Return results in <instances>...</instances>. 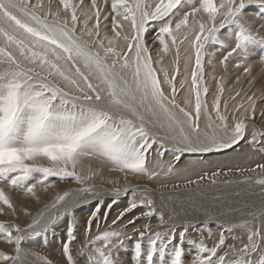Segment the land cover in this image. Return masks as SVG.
<instances>
[{"label": "snow or ice", "instance_id": "obj_1", "mask_svg": "<svg viewBox=\"0 0 264 264\" xmlns=\"http://www.w3.org/2000/svg\"><path fill=\"white\" fill-rule=\"evenodd\" d=\"M109 0H105L107 4ZM254 0H247L248 4ZM85 0H59V5L65 13H70L69 21L59 19L48 21L47 16L37 14V9L43 7L42 0L30 4V0H0V180L10 184L13 188H23L28 194L35 196L37 185L48 187L46 183L49 177L65 179L73 177L78 183L83 180L76 173V168L83 158H100L110 163L114 170L131 172L146 176L149 180L159 175L158 172L149 171L146 166L147 154L153 145L157 143L156 136L149 133L145 126L141 109L156 114L154 109L166 118L167 127H179L180 139L176 152H210L231 148L244 140L246 128L244 120H239L231 129V137L228 142H220L215 137L209 138L205 147H193L188 136L184 133L182 122L171 111L170 106L179 107L176 104V73L169 78L167 71L161 69L164 83L168 84L171 96H166L157 70L153 67V60L146 43V33L151 22H162L155 39L162 46L166 54L169 51V43H177L174 32L182 27L189 26V17H195L201 11L208 17L210 26L197 21L199 32L195 37V68L191 72V90L195 95V116L191 112L179 108L193 132L199 131V119L201 109L207 111V105L202 96L207 95L208 88L204 86V53L205 45L220 44L218 33L227 25H236L235 45L224 57L222 63L229 57L236 55L246 57L248 43L255 37L251 30L240 23L243 10L246 8V0H223L219 6L214 0H200V6L190 5L191 11H186L187 0H157L152 6L148 0H110L112 36H100L101 14L97 0H90L91 14L84 12L83 28L81 31L88 37H96L91 43L77 36V28L80 18L77 16V8L83 7ZM264 7V0H259ZM15 9L27 19H22L13 13ZM151 9V10H149ZM221 9H225L223 13ZM183 13L182 18L175 22L173 18ZM218 14L222 15L219 25L216 20ZM48 15H53L49 12ZM55 16L59 17L57 11ZM120 17L131 25L132 35H124L126 49L118 50L117 45L121 39L123 25L117 20ZM94 19L92 27L89 21ZM104 20L108 16L103 17ZM7 25L5 27L4 25ZM106 41V43H105ZM264 43V40L261 41ZM103 53V54H101ZM111 58V59H109ZM159 63V61H157ZM117 65L121 70H131L132 80L125 79L121 71H117ZM95 80L96 83L92 81ZM83 82V87L81 86ZM184 82H181L183 88ZM66 86L70 88L66 89ZM223 92V89H220ZM78 93V95L76 94ZM251 100L252 98L249 97ZM107 102L108 107L99 105ZM146 106V108H145ZM110 108H119L131 113L138 122L123 116H116ZM214 109L217 119L225 131L228 130L227 118L220 114V97L217 95L214 101ZM264 115V113H262ZM255 117V105L252 106L251 118ZM211 121V117L209 116ZM211 123L209 127H211ZM250 143L257 145L264 143V133L259 136L252 134ZM264 152V146L259 148ZM162 157L164 152H159ZM178 161L180 156H175ZM39 161H47L49 166L38 164ZM257 167L264 169V164ZM71 169V170H70ZM172 165L167 172H172ZM41 174V179L33 180V174ZM218 173H214L217 175ZM203 177H201L202 179ZM193 181H189L192 183ZM257 183L264 184V180ZM80 192H91L90 188L79 189ZM135 191V190H133ZM127 192V190H125ZM119 195V190H116ZM70 195L65 192L56 198L55 203H60ZM114 200L112 203H115ZM0 204L14 211L9 196L0 189ZM147 205V210L142 212L144 216H152L156 209L152 207L153 201L141 199L139 203L131 201L115 220L116 225L126 213L132 212L140 206ZM55 206V205H53ZM111 205H109L110 207ZM5 211L0 207V214ZM100 212L99 206L92 212L88 221L90 232L92 220L97 218ZM136 219L128 221L135 225ZM163 221V215L160 216ZM39 223L34 220L29 225L32 229L29 239L41 236V231H35ZM75 221H69L66 230L67 240L63 242V254L67 264H76L70 245L75 239ZM127 227V225H125ZM13 231L16 235H13ZM19 226L0 223V238L8 244H15L16 255L0 253V264L11 261L12 264H21V242L25 236ZM48 231L46 225L43 232ZM143 239L147 231L135 229ZM187 228L179 233L180 243L173 244L174 237L170 234L165 239L159 232L155 238L150 237V243L144 257V264H153V258L159 251L162 255L168 246H171V254L168 264H185V252L182 242L185 239ZM260 233L251 231L248 235V243L239 249V256L235 260L226 259L227 253L217 255L218 249L225 245V235L220 234L218 242L211 248L200 244V252L204 256H196L193 264H264V247L255 239ZM125 239H131L126 233L117 230H106L89 241L94 247L88 259L90 264H116L113 259V249L123 246ZM115 241V243H114ZM46 242V241H45ZM159 242V247H158ZM260 252L255 259H248L250 254ZM135 253L138 258L142 255L141 243L135 244ZM215 258V259H214Z\"/></svg>", "mask_w": 264, "mask_h": 264}, {"label": "rangeland", "instance_id": "obj_2", "mask_svg": "<svg viewBox=\"0 0 264 264\" xmlns=\"http://www.w3.org/2000/svg\"><path fill=\"white\" fill-rule=\"evenodd\" d=\"M74 2L79 3V0H74ZM97 2L100 8L102 9L100 36L101 37L105 35L112 36L113 33L111 29L113 25L111 20L112 14H111L110 0L107 4H105V0H97ZM148 2L152 6H154L157 0H148ZM214 2L216 3L217 6H219L220 3L223 2V0H214ZM236 2L238 3L239 0H236ZM35 3H37V0H30V4H35ZM42 3H43V7L37 9L38 15L42 17L47 16V19L52 21L56 19H59L60 21L68 20L69 27H71V20H70L71 14L65 13L63 11L62 7L59 5V0H42ZM190 5H195L196 7H199L200 0H187V5L185 7L186 11H191ZM12 11L18 17L22 19H27L26 17H23L22 14L16 11L15 9H12ZM57 11H59L60 13L59 17L54 15ZM91 11L94 10H91L90 0H85L83 7L77 8V16L80 18V23L78 25L76 35L80 36L83 40L88 41L89 43H91L94 39H96V37L94 36L88 37L85 33L81 31V29L83 28L84 12H89V14H91ZM224 11L225 9L220 10L221 13H223ZM49 12L53 13V15H48ZM182 15L183 13L181 12L173 18V28L175 27V22H178L179 19L182 18ZM104 16H108V19L104 20L103 19ZM222 18H223L222 15L218 14L216 20L217 25H219L220 20ZM117 20L123 25V28L121 29V39L118 42L117 48L118 50L126 49L127 42L123 40V36L132 35L131 25L127 21H123L120 17H117ZM197 21L204 22L206 25L210 26L207 15L202 11L200 13H197V15L194 18L190 16L189 26L182 27L178 32H174V35L176 36V40H177V43L175 45L171 43L170 38L166 37L169 43V51L166 54L162 51V46L159 45V41L155 39L156 34L159 31V27L162 26V22H151L149 26V30L146 33V43L149 47V51L151 53L153 63L159 61V64H161L162 66L172 64L175 68L178 67L180 69L181 65L183 66V63L187 61L184 60L185 57L190 58V54H191L193 60V69H194L195 48L193 47V44L195 41V37L199 32V25ZM93 23H94V19L92 21H89V27H92ZM240 23L244 24L245 27H248L251 30L252 35L255 37L253 41H250L248 43L247 56L240 57L233 55L229 57L226 62L222 63L224 57L231 50V48L234 47L235 32L238 31V27L236 25H227L224 29H221L218 33V37L223 42V46H221L220 44H212L211 42H209L208 44L205 45V48L203 49V53H204L203 83L205 81L208 82V80L206 79L207 77L210 78L211 76L216 78L221 86H225L228 88V90H230V92L228 93L223 92L219 96L220 114L227 118L226 122L228 125V130H227L228 132H231V129L234 127L236 122H238L239 120H244L245 124L248 126L246 128L245 138H247V140L250 141L253 133H256L258 136L264 133V128L262 127L261 124L264 122V115H262V113H264V43L261 42L262 40H264V7L260 6L259 0H254V2L251 4H248L246 0V8L245 10H243ZM187 37L191 38V44L187 45L186 51H182L181 45H183V42ZM254 57L257 58V60ZM258 59L260 60L259 62L260 64H258L259 61ZM254 63L255 64L257 63L256 64L257 66ZM117 71H121V74L124 75L125 79L129 80V82L131 83L132 76L130 69L121 70L119 68V65H117ZM181 75L182 72L180 76ZM188 76L191 81V71L190 74L188 73ZM179 81L181 84L182 80ZM92 82L96 83L95 80H93ZM81 86L82 87L84 86L83 82H81ZM67 88H70V86H66V89ZM76 94L78 95V93ZM236 97L239 99H237ZM249 97H251L252 99L250 100ZM204 101L206 102L205 99ZM253 103L255 105V117L251 118ZM99 106L105 108L108 107L106 101L100 104ZM109 110L112 111L113 114L116 116H123L125 118L132 119L134 122H138L136 120V117L134 116L132 117L131 113H129L128 111L119 108H110ZM249 117L251 121H255L256 124L259 125V128H257L251 122H249L250 124L246 122L247 118ZM219 124L220 127L223 128L221 125V121H219ZM159 129L160 127L157 128V130ZM260 146H264V143H262ZM161 147H166V146L163 145V143L157 139V143L153 145L152 149H150L147 154V161H146L147 168L149 169V171H155L159 173V175L155 176L151 180H149L144 175L114 170L113 166L110 163L100 158L86 157L82 159V161L78 164L76 168V173L78 176L81 177V179L83 180V183L81 184L87 186L86 188L90 187V189H92L93 191L97 189V187H106V188L112 187V189L113 188L119 189V187L120 188L122 187L125 188L123 194L127 193L128 197L130 196L129 198H127V196L123 195V197L125 198L122 201L116 203L117 205H120V207H118V210L110 209L106 211L107 210L105 208L106 206L105 207L103 206V210L105 211L100 210L97 216L98 217L100 216V218L102 217L104 220L105 218L107 219L108 216H112V220L108 222L106 221L102 222L100 218L93 219L90 226L91 227L90 232L86 231V229L89 227L88 221L91 217L92 212L95 211V207L91 208V202L88 203L90 200L88 198L89 196L88 193H84V195L79 196L80 193L83 192H80L79 188L76 186L79 183L75 180V178L67 177L65 179H60L59 177H49L48 181L46 182L48 184V187L45 188L38 184L36 189L34 190L36 193L35 196L28 194L23 188L20 189L13 188L10 184L6 183L3 180H0V189H3L4 192L9 196L14 207V211H13L11 209H7L6 206L0 204V207H3L5 209V211L2 214H0V223H4L6 225L19 226V228H21L22 230H26L21 233L22 235L25 236V239L21 242L20 245L21 246L20 255H21V259L23 260V261L21 260V264H67L66 257L63 254V247H62L63 242L67 240V236H66L67 228H64L63 226L65 222L68 225L67 222L71 220H74L76 225L74 232L75 239L72 241L70 245L71 251H74L72 255L74 260L76 261V264H90L88 256L89 254L93 253L94 247L100 246V243L98 242L97 245L93 246L89 244V241L94 239L97 235H99L103 231H106L109 228L111 229V227L115 228L117 231H122L131 237V239L124 240L123 246H117L116 248L113 249V259L114 261H116V264H138V258L136 257V253H135V244L137 241L141 243V249H142V255L139 258V261L140 264H144V257L146 256L147 253V249L150 243V239H149L150 237L155 238L154 234L159 232L161 238L165 239L167 235L170 234L171 236L174 237L173 244L180 243L179 233L183 231L185 228H187V232L185 234V239L182 242L183 250L186 252L185 264H193V261L195 260L198 254L200 256L206 255V253H202L200 252V249H198L199 245L203 242L196 241L195 237L189 235V233L190 234L198 233L197 235L199 236L204 234L203 237L201 236V238L204 239L203 244L206 247L211 248L217 243L218 240L217 238L219 236L218 232L219 231L223 232L226 238L225 245L221 246L223 248L221 249V251H218L217 255H222L223 253L224 254L227 253L226 259L229 260H235L237 256H239V253L235 251L231 252L230 250L231 248H233V246L231 247L229 244L232 241V239L240 240L237 243L240 242L246 244L248 243V235L251 231H256L260 233L262 238H260L259 235L255 239L257 240L258 244L264 247V218L260 220L259 219L244 220L247 217L244 218L242 215L243 219L240 222L239 220H236L237 218L223 220L222 222L237 223L236 225H234V227L232 226L228 230L229 225L220 224L215 221H209L210 223L207 221L199 222L200 225L194 223L190 225V223H187L183 225L184 226L183 227L181 226L183 222L176 223L178 220H181L179 219L180 215L172 213L171 216L172 218H174V220H172L170 224L166 225L164 220L163 221L160 220V222L163 224L158 225L157 227L156 225L158 223H155L157 220L154 219L153 217L156 216L158 219H160L162 212H155L153 214V217L144 216L142 215V212L146 211L148 207L145 204L144 206L137 207L130 213H126L124 217L125 219L122 222L120 223L118 222L116 225H113L112 221L115 220L119 214L115 218H113V215L117 213H121L119 212V209L120 208H122V210L125 209L126 206L124 204H129L133 200L139 203L141 199H145V200L150 199L153 201L152 207H154L155 209H157V206L159 207L162 205L161 199L159 197L160 194L155 195L153 193H148V192L138 193V190L136 188V185H139L138 183H148L153 188L160 190L162 189L161 187L162 185H170V184L176 185V184L186 183L196 178L195 176L197 174L191 175L185 179H178V178H174L171 172L170 173L167 172V168L165 164L167 165V163L170 161L173 162L178 152H176L175 149H171L170 147L169 149L171 150L172 155L163 158V156L161 157L159 155V152L161 151L163 152ZM38 164L44 167L49 166L47 161H39ZM227 176L228 175L223 176L222 179H229V176L228 177ZM33 177H34L33 180L30 181L31 183H35L36 180L42 178L41 174L39 173H34ZM248 179H253V177L251 178L249 177ZM253 180L254 181L264 180V176L261 175L256 180L255 179ZM234 181H238V180H234ZM223 182L231 183L232 180L220 181V179H216L212 183H204L198 185L190 184L191 188H187L188 191H193L194 188L203 189L207 186H213V185H215L217 189L215 190L216 192L214 190L205 189L203 192H199L197 194H190L186 192L187 196H185L179 201H176L173 205V208L180 210L181 204L186 205L190 203V201H187L189 198L196 199L195 204L201 207L205 206L206 204H213L215 203V201H224L230 204L229 201L233 200L235 197L228 196L227 192H220L219 191L220 189H218L217 187L218 184H221ZM125 190H127V192H125ZM65 192L70 193V195H68L67 197L73 196L74 198L72 200L66 201V203L72 204L71 208L68 210H66L68 207L65 209H59L55 214L53 212V214L51 215L52 203L56 200L57 196L63 195V193ZM253 193L254 195H257V192L255 190H253ZM168 195L170 197H173L171 196L170 193ZM97 197H99V195ZM173 198H177V197H173ZM165 200H168V196L167 199ZM75 203L77 204L75 205ZM96 205H97V201H96ZM263 205L264 202L263 203L261 202L257 204L256 207H261ZM206 207H210V206H206ZM260 214H264V213H259L258 215ZM134 217H138V219H136L135 225L133 226L131 224H128V221L133 219ZM54 219L55 221L53 222ZM34 220H38V221L42 220L41 224H37L35 226V231H41L42 234L41 236L29 239L33 230L29 229L28 226L33 224ZM43 220L46 221L43 222ZM216 224L221 225V227L217 226ZM46 225L48 226V231L43 232V229ZM125 225H127V227H125ZM145 225H147V231L145 232V235L141 240L138 233L134 231V228L139 229L140 231H145ZM196 226L198 227L200 226V227L198 228ZM236 227H240L244 231V234L240 238L234 239L230 237V235L226 236V233L229 234L230 233L229 231L232 228L235 229ZM58 229H60L61 232H59ZM191 230L193 232H191ZM204 231L205 233H203ZM213 233H215V235ZM13 235L14 236L16 235L15 231H13ZM206 237L207 238L209 237L208 240ZM261 242L263 245L261 244ZM23 244L24 245L26 244L25 247H22ZM158 247H159V242H158ZM258 252L256 253V257L260 255V252L259 253ZM0 253H4L8 255H16L14 244H8L4 239L0 238ZM229 253L233 255H229ZM170 254H171V246H168V248L166 249L163 255L158 251L153 258V264H168ZM253 254H250L249 256L250 258L248 257V259H253V258L255 259L256 257H254ZM6 264H12V262L9 261Z\"/></svg>", "mask_w": 264, "mask_h": 264}, {"label": "bare ground", "instance_id": "obj_3", "mask_svg": "<svg viewBox=\"0 0 264 264\" xmlns=\"http://www.w3.org/2000/svg\"><path fill=\"white\" fill-rule=\"evenodd\" d=\"M48 21H52V20H48ZM260 22H263V21H260ZM5 26H7V25L5 24ZM0 43H2V41H0ZM188 44H191V38H189V37H187L184 40L183 45L180 44L181 48H182L181 50L186 51L187 50L186 47ZM252 54H254V53H252ZM255 59L257 60V58H255ZM255 59H254V61H255ZM184 60H187V61L183 63V66L181 65L182 69L181 68L179 69V73H178L176 81H175L176 88H177V94H176L175 99H176V104L179 107L170 106L171 111L175 114L177 119H179L182 122V125L184 128V133L188 136L189 141L191 142V145L193 147H205L209 143V138H211L213 136L215 137V139L217 141L228 142L230 140V137H231V132L225 131L223 128L220 127L219 120L217 119V114H216V111L214 109V101H215V98L217 97V95L220 96L223 92L228 93V92H230V90H228V88L225 86H221L216 78L211 77V76L209 78V77H207L208 75L206 76L207 79L205 78L206 80H208V82L207 81L204 82V86L208 88V93H207V95L202 96V98H203V100L204 99L206 100L205 103L207 105V111L205 112V110L203 108L201 109L200 119L198 121V123H199V131L198 132L192 131V128L187 123V120L183 116V113H181L179 111V108H184L185 111L191 112L193 114V116H195V110H194L195 95L191 91V87H190L191 81H190L189 76H188V73L190 74V71L191 72L193 71V60H192L191 54H190V58L185 57ZM259 62H260V60L258 61V64H260ZM153 67L157 70V75L161 79V83H162V87H163L165 95L170 97L171 96L170 88H169L168 84L164 83V76H163V72L161 71V69L167 71L169 78H171V76L176 73L177 67L175 68L172 64L162 66L161 64H159L157 62L153 63ZM181 72H182V75L180 76ZM179 80H182L184 82L183 88H181V84H180ZM221 88L223 89L222 93L220 92ZM230 98H229V100H230ZM237 99H239V98H237ZM145 108H146V106H145ZM140 111H141V114L144 116L145 126H147V129L150 131V134L156 136V138L158 140H160L163 143V145L166 146V147H161L163 152H164L163 158H166V157L172 155L171 150L169 149L170 147H171V149H176L177 147H181V148L184 147L183 144L177 143V141L180 139L179 127L173 126V128L169 129L167 127L166 118L159 112L158 109H154V111L156 112L155 115H153L152 112H148L144 109H141ZM209 116L211 117V121L209 120ZM229 118H230V116H229ZM246 122H248V123L251 122L257 128H259V125H257L255 121H251L250 117L247 118ZM210 123L212 125L211 127H209ZM261 124H262V127L264 128V122ZM158 127H160L159 130H157ZM260 145L261 144L254 145V144L250 143L249 140H247V138H244V140L240 141L239 144L234 145L231 148L220 149L219 151L214 150V151H210V152H200V151L178 152L177 155L180 156V159L178 161L176 159L173 162L170 161L167 163V165L165 164V166L168 169V166L172 165L173 170L171 173H172V176L174 178L185 179L191 175L197 174L195 176L196 178L194 180H192L193 181L192 183L186 182V183H181V184H176V185H172V184L162 185L161 186L162 189H160V190L153 188L148 183H138L139 185H136V188L138 190V193L139 192H148V193H153L155 195L160 194L159 197L161 199L162 205L158 207L156 204V206H157L156 212H162L163 220L166 223V225L170 224L172 222V220H174V218H172V216H171L172 213L180 215L179 219H181V220H178L176 223L183 222L181 224V226H183L187 223H190V225L193 223L200 225L199 222L215 221V222L220 223V224L229 225L228 230L232 226L234 227V225H236L237 223L236 222L235 223L222 222L223 220H228V219H233V218L236 219L237 218L236 220H239V222H240L243 219L242 215L244 218L247 217L244 220H247V219H249V220L259 219L260 220V219L264 218V214H260V215H258V214L264 213V205L261 207H256V206H257V204L264 202V188H263L264 184H259V183H257L258 180L257 181L253 180V179L256 180L261 175L264 176V169L257 167V165H259V164H264V152L259 151V148L262 147ZM214 173H218V174L214 175ZM225 175H228L229 179H222V177ZM201 177H203V178L201 179ZM249 177L250 178L253 177V179H248ZM216 179H220V181L232 180L231 183L223 182V183L217 185L218 189H220L219 190L220 192H227L228 196L235 197L233 200L229 201L230 204H228L224 201H215V203H213V204H206L205 206L201 207V206L195 204L196 199H191L188 197L189 199L187 201H190V203H188L186 205L181 204L180 210L173 208L174 203L176 201L181 200L185 196H187V193L197 194L199 192H203L205 189L206 190H214V191L217 189L216 186L213 185V186H207L203 189L194 188L193 191H188L187 188H191L190 184L198 185V184H204V183H212ZM234 180H238V181H234ZM76 186L79 189L87 187L81 183H79ZM124 189L125 188H122V187L121 188L119 187V189L118 188L112 189V187H109V188L97 187V189H95L91 192H88V194H89L88 198L90 199L88 203L91 202V208L95 207V209H96V207L99 206L100 210H102V211H105V210H103V206L104 207L106 206L105 207L107 209L106 211H108L110 209L118 210V207H120V205H117L116 203L119 201H122L125 198V197H123V195L127 196V198L130 197V196L128 197L127 193L123 194ZM134 189H135V187H134ZM184 189H186V190H184ZM116 190H119V193H120L119 195L116 194ZM253 190H255L257 192V195H254ZM128 191H130V190H128ZM169 193L171 194V196L177 197V198L170 197L168 195ZM233 193L236 195H234ZM82 195H84V193H80L79 196H82ZM98 195H99V197H97ZM167 196H168V200H165V199H167ZM180 196H183V197H180ZM72 199H74L73 196L67 197V198L65 197V200L61 201L60 203H55L56 202V200H55L51 205V209H52L51 215L53 214V212L55 214L59 209H65L67 207L68 208L66 210L70 209L72 204L66 203V201L67 200L69 201ZM114 200L116 202L112 203ZM96 201H97V205H96ZM79 202H77V203H79ZM77 203H75V205ZM107 203H108V205H107ZM53 205H55V206H53ZM109 205H111V206L109 207ZM124 205L127 208L129 204H124ZM206 206H210V207H206ZM123 210H122V208H120L119 212H122ZM118 214H120V213L114 214L113 218H115ZM103 216H104V213H103ZM152 217H153V215H152ZM97 218L99 219L100 216L99 217L97 216ZM153 218L158 221V222L157 221L155 222V223H158L156 225L157 227H158V225L163 224L160 222L161 219H158L156 216H154ZM100 219L102 220V222H105V221L108 222V221L112 220V216H108V218L107 219L105 218V220L102 217ZM124 219L125 218H123L121 221H118V222L120 223ZM46 220H43V222ZM54 221H55V219L53 220V222ZM41 223H42V220L39 221L38 224H41ZM216 225L221 227V225H219V224H216ZM63 227L67 228L66 222H65ZM196 227H198V226H196ZM250 228H252V227H250ZM108 230H116V229L111 227V229L109 228ZM58 231L61 232L60 229H58ZM191 232H193V231L191 230ZM229 232H230L229 234L226 233V236L230 235V237H232L234 239L240 238L244 234V231L240 227H236L235 229L232 228ZM203 233H205V231ZM221 233H222L221 231L218 232L219 236ZM15 234H16V232H15ZM197 234L196 233H192V234L189 233V235L195 237L196 241H202L204 243V239L201 238V236L203 237L204 234H202L201 236H199ZM213 234L215 235V233H213ZM214 235H212V236H214ZM205 236H207V235H205ZM219 236L217 239H219ZM208 238H207V240H208ZM260 238H262L261 235H260ZM238 241H240V240H233L232 239V241L229 243L231 247L233 246V248L230 247L231 252L235 251V252L239 253V249L241 248V246H243L244 243H240V242L237 243ZM217 242H218V240H217ZM261 244H262V242H261ZM25 245L23 244L22 247H25ZM14 246H15V244H14ZM222 248L223 247L218 249V251H221ZM225 250H227V249H225ZM73 253H74V251H72V254ZM229 255H233V254L229 253ZM253 256L256 257V253H254ZM157 262H159V261H157Z\"/></svg>", "mask_w": 264, "mask_h": 264}]
</instances>
